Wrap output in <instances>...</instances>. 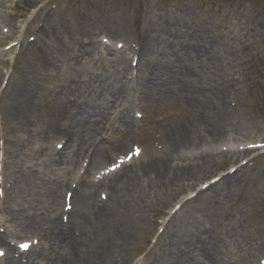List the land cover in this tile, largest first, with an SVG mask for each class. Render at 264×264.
Here are the masks:
<instances>
[{
	"label": "bare ground",
	"instance_id": "obj_1",
	"mask_svg": "<svg viewBox=\"0 0 264 264\" xmlns=\"http://www.w3.org/2000/svg\"><path fill=\"white\" fill-rule=\"evenodd\" d=\"M190 21H186L193 35L190 38L183 27L175 32L163 29L161 32L165 35L156 36L147 24L144 42L134 51L142 63L145 61L148 64V68L143 65L137 67V72H141L137 85L131 80H124L118 66L114 68L115 72H108L104 65L97 64L106 58L105 53L113 55L109 51L114 49L98 46L95 42L92 44L96 50L95 57L89 55L91 47L88 45L91 44L65 40L56 47L55 59L61 63L70 62L64 66L71 67L70 74H82L80 84H68L66 76L60 77L58 73L51 78L52 84L34 87L35 80L31 79L30 70H27L19 73L21 82L14 86V83L11 84L14 74H10L11 80L3 91H7L8 100L4 108L14 122L12 128L33 134H37V128H40L37 137L43 142V149L33 150L24 140L11 139L6 134L2 138L4 143L15 147L13 155H19L20 147L26 149L23 153L30 160L37 155L39 163H36L47 168L51 193L70 188L74 197L66 221L60 217L63 210L54 209L50 214L53 205L49 209L44 206L45 211L38 213L39 208L33 205L32 199L15 196L20 181L23 188H27L26 181L36 177L33 167L25 168L13 162L10 166L18 167L16 174L0 172V185L4 188V195L0 196L3 204L0 213L5 214L4 219H0V244L16 256L4 261L0 259V264H129L130 261L121 256L120 249L113 252V249L127 243L128 235L118 224L112 227L115 224L110 214L112 205L134 209L140 192L148 188H156L165 196L168 190L175 188L178 190L172 194L178 197L194 187L192 184L196 182L197 171L214 155L210 151L213 143L239 142L240 150L233 146L229 148L231 155L239 151L246 155L250 148H258L257 145L251 146L254 141L247 136L226 137L228 130L218 126L228 114L230 105L233 106L234 99H225L217 90V74L206 77L204 70L212 72L211 68L217 66L218 56L214 43L204 35L205 27ZM187 37L190 44L182 48L181 42ZM15 42L0 54L11 52L16 43L21 46V42ZM129 57H121L120 63H125L126 70H133L128 64ZM94 67H101L106 72L97 76L92 69ZM1 80L0 70V84ZM130 90L136 91V99L130 98ZM205 96L209 101L204 100ZM136 102L137 108L151 106L157 108L159 114L150 115L142 125L133 113ZM114 124H118L116 137L113 133L108 136ZM51 132L60 133L57 138L62 137L58 141L63 142V149H52V142L48 141ZM151 137L149 142H144L145 138ZM130 142L131 147H128ZM134 142L143 146L141 154L111 174H103L98 180L74 179L73 172L75 174L76 171L70 166L76 167L81 158H90L91 169L87 174L91 175L92 170L108 167L118 150L132 149ZM4 153L9 157V149L5 146ZM52 166H58L57 173L48 170ZM57 178L62 179L60 184L56 183ZM192 179L195 182L192 183ZM12 183L18 185L11 189ZM219 183L224 187L222 192L216 191L222 199L227 195L223 193L227 188L237 186L236 173L223 175ZM211 186L212 183L207 188ZM44 221L49 226L42 229ZM197 221L189 215L175 224L170 242L163 245V260L153 258V250H148L144 257H150V262L140 264L221 263L218 252L222 236ZM8 227L18 228L22 234L40 236L43 243L26 255L17 250L12 241H8ZM9 242L12 245L7 247Z\"/></svg>",
	"mask_w": 264,
	"mask_h": 264
},
{
	"label": "rangeland",
	"instance_id": "obj_2",
	"mask_svg": "<svg viewBox=\"0 0 264 264\" xmlns=\"http://www.w3.org/2000/svg\"><path fill=\"white\" fill-rule=\"evenodd\" d=\"M2 2L4 5H1ZM188 20L205 27L204 35L214 43L218 56L217 66L211 68L212 72L205 69L206 77L211 78L217 74V90L225 99H234L233 106L230 105L228 114L224 115L218 126L228 130V138L247 136L264 145V0H0V37H4L0 39V53L12 42H21V46L15 44L11 52L0 54V87L4 84L6 86L11 80V73L14 74L11 84L14 83L15 86L21 82L19 73L27 70H30L31 79L35 80L34 87L52 84L51 78L58 73L60 77L66 76L68 84H80L82 74H70L71 67L64 66L70 62L61 63L55 59L56 47L65 40L91 44L88 45L91 47V57L96 55V50L92 48L93 42L109 50L114 49L109 51L113 55L105 53L106 58L97 64L104 65L108 72H115L114 68L118 66L123 79L131 80L137 85V78L141 75V72H137V67L143 65L148 68V64L145 61L142 63L134 55V51L144 42V28L147 24L156 36L162 34L163 29L175 32L177 28L183 27L190 38L193 35L188 29L189 25H186ZM188 37L181 42L182 48L190 44ZM125 55L130 56L128 64L132 65L133 70H126L125 63H120L121 57ZM113 58L115 61H112ZM92 69L97 76H103L106 72L101 67ZM128 93L131 99H136L135 90ZM6 96L7 91L4 92L1 88L0 172L16 174L18 167L10 166L13 162L25 168L33 167L36 177L26 181L27 188H23L20 181L19 188L15 191L16 198L26 196L32 199L33 205L39 208L38 213L45 211L44 206L52 208L51 205L53 208L50 214L54 209H67L73 201L72 190L65 188L60 193H51L47 168L36 163H39L37 155H33L34 159L30 160L23 153L26 152L23 147H20L19 155H13L15 147L4 143L2 138L6 134L8 138L24 140L33 150L43 149V142L37 137L40 128H37V134L30 131L18 132L12 128L14 122L4 108L8 100ZM206 96L204 100L209 101ZM137 107L136 102L133 109L142 125L150 115L159 114V110L151 106H144L143 109ZM138 109L141 110L137 111ZM113 126L108 136L113 133L116 137L118 124ZM10 129L16 132H11ZM104 130L107 131L106 128ZM59 134H49L48 141L52 142L54 151L56 148L63 149V142L58 141L62 137L57 138ZM151 139L152 137L145 138L144 142ZM111 141L112 139L109 140ZM221 143H213L210 151L214 155L197 171L196 182L191 180L192 183L195 182L192 184L194 187L178 197L172 194L178 190L175 188L168 190L166 196L156 188H148L140 192L134 209L122 208L116 204L111 206L110 214L115 222L112 227L118 224L128 235L127 243L120 242L124 245L113 249V252L120 249L121 256L129 260V264L150 262V257H144L148 250H153V258L163 260V245L170 242L173 226L191 215L198 223L222 236L218 252L221 261L219 264H264V147L249 150L246 155L240 154V151L231 155L229 148L233 146L238 151L240 143ZM130 145L131 142L128 147ZM4 146L9 149V157L4 153ZM132 153L130 149L118 150L108 164L117 169ZM104 167L92 170L91 175L87 174L88 169H91L90 158L87 156L81 158L76 167L70 166L76 171L75 174L73 172L76 180L99 177L100 170L109 175L111 169ZM57 169L58 166L48 168L52 173H57ZM229 172L236 173L237 186L227 188V192H223L227 195L220 199L218 191L222 192L224 186L219 183V179ZM17 181L19 182V178ZM61 181L62 179L57 178L56 183L60 184ZM210 183L212 186L207 188ZM17 185L12 183L10 187L14 189ZM3 195L4 188L0 185V196ZM0 206L3 207L2 199ZM5 207L6 210V204ZM63 216L66 219L67 215ZM4 217L5 214L0 213V219ZM48 226L44 221L42 229ZM7 231L8 241L14 242L16 249L20 248L21 241L34 240L33 234H22L18 228L8 227ZM112 233L114 236V232ZM35 238L41 240L40 237ZM12 243L9 242L6 246H11ZM0 251L5 253L0 255L2 260L14 256L2 244Z\"/></svg>",
	"mask_w": 264,
	"mask_h": 264
},
{
	"label": "snow or ice",
	"instance_id": "obj_3",
	"mask_svg": "<svg viewBox=\"0 0 264 264\" xmlns=\"http://www.w3.org/2000/svg\"><path fill=\"white\" fill-rule=\"evenodd\" d=\"M261 147H264V145H261ZM29 246H30V245H29L28 242H25V243H21V244H20V248H21V249H25V250L28 249ZM0 255H3V252H2V251H0Z\"/></svg>",
	"mask_w": 264,
	"mask_h": 264
}]
</instances>
